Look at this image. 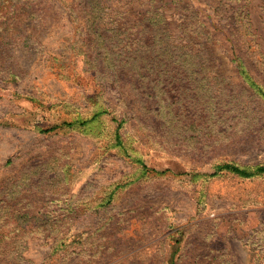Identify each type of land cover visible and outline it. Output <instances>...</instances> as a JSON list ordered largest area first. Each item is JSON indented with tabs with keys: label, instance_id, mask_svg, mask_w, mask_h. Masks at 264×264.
Wrapping results in <instances>:
<instances>
[{
	"label": "rangeland",
	"instance_id": "rangeland-1",
	"mask_svg": "<svg viewBox=\"0 0 264 264\" xmlns=\"http://www.w3.org/2000/svg\"><path fill=\"white\" fill-rule=\"evenodd\" d=\"M236 54L264 89V0H0V264H264V174L215 173L264 165Z\"/></svg>",
	"mask_w": 264,
	"mask_h": 264
},
{
	"label": "trees",
	"instance_id": "trees-1",
	"mask_svg": "<svg viewBox=\"0 0 264 264\" xmlns=\"http://www.w3.org/2000/svg\"><path fill=\"white\" fill-rule=\"evenodd\" d=\"M174 2V0H173ZM147 17L145 18V21H147V27L156 26L157 29H152L150 32L152 33V36L159 37V40H164L165 37L171 38V35H169V30L166 29V20L163 13L160 12L158 9H151L146 12ZM146 15V14H145ZM164 24V25H163ZM157 37L153 39V41H159L157 40ZM152 41V40H151ZM156 46L155 44L152 45V42L145 45L146 51H141L140 49L134 50V51H126L127 54L125 56L126 61H123L119 64L117 68V72L119 71V77L126 76V75H132L131 81L134 85H136V90H140V87L137 86V82L139 81V77H141V73L143 70V64L147 62H151L153 66H156V64H163L165 63V59L163 61L160 60L161 56H164L166 54H162L157 56L155 53H159L156 49H153L152 47ZM123 51H118V53ZM236 68L242 76L249 79V83L255 88V91L259 94H262L264 96V89L249 75V69L246 65L245 60L238 54H236ZM122 80V78H121ZM121 126V124H120ZM119 126V128H120ZM118 128V129H119ZM117 141L121 143V135L117 133ZM140 163L143 165L145 171L149 170V168L143 164V162L140 160ZM228 172L232 173L236 176L242 177V178H252L260 174H264V165L257 166L254 169H249L246 167L238 166L234 163H225L220 165L217 168V171L215 173L219 172ZM214 176V175H213Z\"/></svg>",
	"mask_w": 264,
	"mask_h": 264
}]
</instances>
